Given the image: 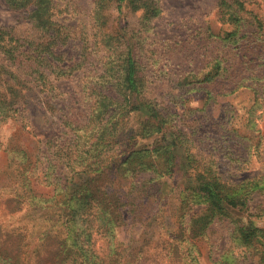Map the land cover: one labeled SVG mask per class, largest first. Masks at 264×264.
<instances>
[{
    "label": "rangeland",
    "instance_id": "obj_1",
    "mask_svg": "<svg viewBox=\"0 0 264 264\" xmlns=\"http://www.w3.org/2000/svg\"><path fill=\"white\" fill-rule=\"evenodd\" d=\"M240 1L262 20L264 35V0ZM52 3L60 69L50 64L39 67L45 85L35 78L38 67L31 60L9 63L0 53V94L13 97L14 75L25 83L19 110L0 115V264H68L63 251L72 246L77 233L81 238L88 234L95 259L109 264H190V253L196 257L191 264H264L254 250L233 240L240 219L264 227L263 217L255 216L264 208V194L257 190L248 207L229 208L232 219L210 217L206 204H181L184 180L179 172L157 180L151 171L124 176L112 170L95 176L92 195L87 191L88 197L81 200L87 204L92 198V204L103 209L107 231L88 214V222L82 224L87 232H78L79 221H71L67 214L77 201L74 191L80 181V175L71 177L70 170L82 168L78 160V165L67 167V160L70 154L75 160L78 150L95 140L87 138L91 88L100 83L98 76H117L118 53L128 48L145 97L180 115L190 152L212 162L229 183L264 174V95L257 106L252 104V91L222 96L219 83H211V99L184 81L207 70L219 55L230 59L233 74L244 65L233 59L236 49L222 47L219 41L224 32L218 0H125L120 9L114 0ZM143 6L149 15L155 7L156 15L146 18ZM32 25L29 12L0 0V27L10 29L22 45L39 37ZM258 40L252 39L248 47L243 40L241 48L252 55L260 48ZM103 91L114 93L109 85ZM251 107L255 110L249 123ZM134 114L131 128L142 118ZM151 139H140L138 145ZM119 140L126 138L121 135ZM111 152L100 158V167L108 166ZM122 202L129 205L124 208ZM120 209L132 213L117 225L111 213Z\"/></svg>",
    "mask_w": 264,
    "mask_h": 264
},
{
    "label": "trees",
    "instance_id": "obj_2",
    "mask_svg": "<svg viewBox=\"0 0 264 264\" xmlns=\"http://www.w3.org/2000/svg\"><path fill=\"white\" fill-rule=\"evenodd\" d=\"M114 1L117 3V8L120 9L125 0ZM4 2L9 8L29 12L32 26L38 30L39 37L37 40H25L22 45L19 43V39L13 38L10 29L0 27V53L9 63L31 60L38 67L36 68L38 76L35 78L41 82V85H45L46 76L44 71L39 70V67L50 64L60 69L59 54L56 52L59 47L56 34L58 30L54 27L55 22L52 19V0H4ZM143 7L146 18L156 15L155 7L151 8L150 15L148 8ZM217 12L219 22L222 24L221 31L224 32L223 36L219 34L222 47L236 49L237 52L233 53L232 57L233 59L239 58L238 62L244 65L240 71H235L233 74V71H229L231 65L228 61L230 59L225 55H219L210 61L207 70L201 74L186 76L184 81L192 91H205V95L209 98L212 97V92L208 88L211 83H219V95L222 96L236 94L238 91L246 89L254 93L252 104L259 106V98L264 95L262 20L240 0L232 2L218 0ZM244 13L249 14L250 17H244ZM215 37L218 38V35ZM258 37L260 39L258 41L262 43L256 45L260 48L254 54H250L251 59L247 61L250 55L243 51L241 42L247 40L246 46L248 47L249 42L252 39L256 41ZM115 68L117 76H98L97 79H100V83L91 88L93 95L90 98L92 106L90 112L91 134L88 133L87 138L90 140L95 136V140L90 144L86 143L87 148L78 150L79 154L75 160L72 159V154L67 160V167L72 168L74 163L78 165L76 160L79 161V166L82 165V168L69 169L72 171L71 177L76 173L80 175V181L74 191L77 193L75 195L77 201L75 200L67 211L71 221H79L78 232H87V226L82 224L88 222L86 217L88 214L97 217L101 226L107 231V219L103 214V209L99 208L95 201L92 204V198L87 204L81 200L88 197L87 191L92 195L93 191L90 185H92L95 176H104L112 170L122 173L124 176L151 171L157 180L179 172L184 180L180 192L181 204H206L205 211L210 217L232 219L233 215L229 208L248 207V201L254 190L264 194V174L229 183L216 172L212 162L205 163L190 152V147L187 145L189 140L179 126L180 115L165 110L156 101L145 97V85L143 80L137 76V64L129 48L126 52L118 53ZM12 77L16 80L17 88L13 97L9 99L0 94L1 117L12 111L17 112L23 96L22 90L25 88V83L20 80L19 76ZM108 85L114 90L113 94L103 91V88H107ZM254 110L252 107L247 110L249 123H251L250 117L254 115ZM134 113L141 114L142 118L131 128L129 124ZM121 135L126 138L123 142L119 140ZM145 138L152 139L148 144L138 145V140ZM110 150L112 152L106 160L108 166L100 167V158ZM71 185L74 186L75 183ZM121 204L124 208L129 205L126 202ZM96 212L102 214L98 215ZM130 213H132L131 210L128 212L120 209L111 214L118 225L124 222L125 215ZM255 216L263 217L264 220V208L259 209ZM237 222L233 233L234 242L239 246L254 250L260 260L264 262V227H259L258 223L255 224L249 220L243 223L240 219ZM89 239L88 234L81 238L80 233H77L72 241V246L64 251L62 247L63 261L68 264H104V262L109 264L105 260L101 262L95 259V254L89 249ZM62 246L65 247V243ZM113 252H115V248ZM189 255L191 264L196 260V257L191 256V253Z\"/></svg>",
    "mask_w": 264,
    "mask_h": 264
}]
</instances>
